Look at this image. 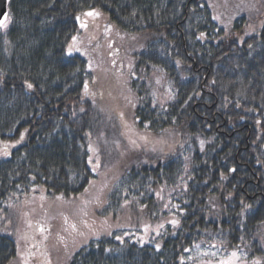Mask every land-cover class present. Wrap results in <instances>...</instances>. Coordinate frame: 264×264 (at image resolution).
Instances as JSON below:
<instances>
[{
	"label": "trees",
	"instance_id": "trees-1",
	"mask_svg": "<svg viewBox=\"0 0 264 264\" xmlns=\"http://www.w3.org/2000/svg\"><path fill=\"white\" fill-rule=\"evenodd\" d=\"M8 8L0 27V149L10 147L0 155V264L43 262L51 231L66 239L76 219L105 217L118 183L128 190L120 204L163 223L160 232L111 229L66 264H186L198 245L264 264V24L247 31L244 13L226 21L216 0H9ZM91 9L142 38L133 59L144 80H130L139 134L121 129L118 142L131 147L120 166L107 151L115 144L98 139L118 131L101 125L88 90L93 73L85 57L69 53ZM125 39L108 43L122 67L130 62L118 47ZM158 71L173 88L163 103L148 79ZM42 196L77 199V210H60L63 225L57 219L40 233L44 220H30L24 208Z\"/></svg>",
	"mask_w": 264,
	"mask_h": 264
},
{
	"label": "rangeland",
	"instance_id": "rangeland-1",
	"mask_svg": "<svg viewBox=\"0 0 264 264\" xmlns=\"http://www.w3.org/2000/svg\"><path fill=\"white\" fill-rule=\"evenodd\" d=\"M216 4L218 16L226 21H230L239 13L248 15L251 19V24L246 27L247 31H255L264 24V0H216ZM89 12H92L93 15H87ZM103 15L106 16L102 11L97 9L88 10L85 16L80 19L78 31L73 36L75 40L72 37L69 46L74 45L75 49H78L72 51L71 54H79L86 58L88 68L93 73L92 80L88 82V90L93 94V100L99 109L102 127L118 131V133L110 132L111 135L110 133L104 134L101 131L98 134V139L105 141L104 137L107 136L110 143L115 144L111 145L107 151L112 154L111 159L119 160L120 164L118 165L120 166L125 163L126 152L128 153L130 151L129 146L131 147L130 144L127 147L125 146L126 141L118 142L121 129L122 134L124 131L127 132V130L131 131L132 134H139L135 119L131 115V108L135 103V93L130 80L140 82L144 80L142 77L145 71L139 73L134 60L135 55L141 51L140 44L142 38L131 36L130 34L127 38L122 34V30L111 21L105 20L102 17ZM82 24L85 26L82 27ZM109 27L114 30L116 29L119 35L112 33L110 34L111 37H109L107 35ZM114 37L126 38L125 42L123 40L119 42L120 45L118 47L122 56L130 61L127 67L125 64L122 67L123 57L120 58L122 61L119 63V65L121 64L120 66L111 60V51L108 48V43L113 42L115 40ZM119 67L122 69H119ZM148 79L152 87L153 96L158 102L163 103L166 99L171 98L173 88L162 72H151ZM94 143L95 139L90 142V146L94 145ZM116 145L117 149L121 145L125 146V151H119L117 154L114 153L113 149H116ZM164 149L166 148L164 147ZM0 155L4 157L9 156L10 147L5 146L3 149H0ZM91 164L96 167L97 171L102 169L100 161L91 160ZM108 167L109 165L106 166V168ZM106 172L104 170L102 172L103 175ZM127 193L128 190L121 183H118L113 190L114 197L112 196L111 205H109L110 207L112 206L110 213L105 217L91 213L92 216L87 221L81 220L82 218L80 220L76 219V222H72L71 226L69 225L72 228V234H68L66 239L61 236V239L59 238L58 240H56L51 229H54L57 219L58 222L61 221L62 212L60 210L70 208V206H73L75 211L77 210V199L50 201L45 196L37 197L38 199L33 197L27 198L24 211L28 214L30 220H44L45 231H48V233L51 231L52 238L49 243V256L43 254L45 258L43 262L40 263L34 258V261L26 260L25 262L23 259L18 264H66L71 253L80 247V245L86 243L92 236L111 233L116 230L127 229L125 232H122L125 236L130 234L137 236L139 234L138 230L148 238L155 237L160 232L163 223L152 222L142 213L133 215L129 206H126V204L122 206L118 199H121L123 194ZM137 208L140 210L141 204L138 203ZM61 224L63 225L62 221ZM64 225L66 224L64 223ZM111 229L113 231L110 232ZM41 232L44 233L43 231ZM233 252L235 251L227 253L210 246L198 245L187 256L186 264H220L221 261H229L230 264H254V261L237 252H235L236 257H232ZM9 264H14V262L11 261Z\"/></svg>",
	"mask_w": 264,
	"mask_h": 264
},
{
	"label": "snow or ice",
	"instance_id": "snow-or-ice-1",
	"mask_svg": "<svg viewBox=\"0 0 264 264\" xmlns=\"http://www.w3.org/2000/svg\"><path fill=\"white\" fill-rule=\"evenodd\" d=\"M87 15H93V13L89 12V13H87ZM97 15H98V13H97ZM7 20H8V17H4V19H0V27H7V23H6ZM81 26L84 27L85 25L82 24ZM201 35H203V34H201ZM73 40H75V37H73ZM74 50H78V49H75L74 45H70L69 46V53H71ZM28 87L31 88L32 85L29 84ZM5 155H7V153H5ZM232 257H236L235 252L232 253ZM220 264H230V262L229 261H221Z\"/></svg>",
	"mask_w": 264,
	"mask_h": 264
},
{
	"label": "water",
	"instance_id": "water-1",
	"mask_svg": "<svg viewBox=\"0 0 264 264\" xmlns=\"http://www.w3.org/2000/svg\"><path fill=\"white\" fill-rule=\"evenodd\" d=\"M8 12V0H0V19H4Z\"/></svg>",
	"mask_w": 264,
	"mask_h": 264
}]
</instances>
